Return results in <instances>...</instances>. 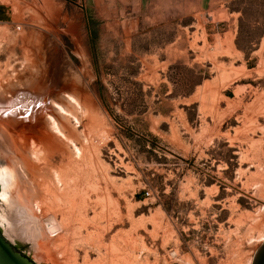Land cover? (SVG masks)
<instances>
[{"label":"rangeland","instance_id":"obj_1","mask_svg":"<svg viewBox=\"0 0 264 264\" xmlns=\"http://www.w3.org/2000/svg\"><path fill=\"white\" fill-rule=\"evenodd\" d=\"M0 1V85L57 79L84 92L86 116L71 124L92 122L91 182L108 195L89 238L76 221L66 230V201L22 178L1 143L13 181L0 232L12 246L35 264H252L264 239V0Z\"/></svg>","mask_w":264,"mask_h":264},{"label":"bare ground","instance_id":"obj_2","mask_svg":"<svg viewBox=\"0 0 264 264\" xmlns=\"http://www.w3.org/2000/svg\"><path fill=\"white\" fill-rule=\"evenodd\" d=\"M61 84L56 79L51 82L50 88L29 86L24 91H20L18 88L4 89L0 85V144L2 143L4 152L7 151L18 159L22 178L28 179L34 175L42 177L40 188L50 197L57 199L59 203L66 201L64 203L67 206H63L64 217L62 216L65 221L62 220L63 224L61 223L64 228L67 230L71 227L72 221H76L79 229L87 230L89 238L93 232L88 231L87 226L97 224L104 218V215H107L105 214V201L108 199V195L106 192H102L101 180L91 182L90 167L92 163L94 166L96 164L87 159L86 149L93 150L89 136L91 129L89 124L92 122L83 124V129L80 132L75 125L71 124V119L80 124V117L86 116L87 106L84 92L80 94L77 87H72L66 81L63 85ZM9 94L11 97L7 96ZM16 105H20V107L18 108ZM79 133L82 135L80 140ZM62 151H66V154L60 156L58 166L54 167L51 159ZM89 157L92 159V154ZM45 167H49L51 174H49V170H44ZM48 174L53 175L55 181L47 180ZM26 182L24 185L27 192H23L24 194L21 196L25 205H27L26 199L30 197L29 191L32 189ZM90 191L91 193H89ZM92 194H94V198ZM115 203L113 208L116 209ZM46 204L47 202L44 203V205ZM48 205L52 204L48 203ZM36 206L40 209L38 204ZM25 218L29 223V229H27L34 236L33 240H38L35 242L41 249H47V246L52 243V239L45 233L37 216L32 213ZM54 228L55 226L52 224L48 231L52 233ZM100 232L102 233V231ZM260 237L263 239L264 234ZM84 263L86 264V262Z\"/></svg>","mask_w":264,"mask_h":264},{"label":"water","instance_id":"obj_3","mask_svg":"<svg viewBox=\"0 0 264 264\" xmlns=\"http://www.w3.org/2000/svg\"><path fill=\"white\" fill-rule=\"evenodd\" d=\"M0 264H35L17 251L0 232ZM252 264H264V239L256 250Z\"/></svg>","mask_w":264,"mask_h":264},{"label":"crops","instance_id":"obj_4","mask_svg":"<svg viewBox=\"0 0 264 264\" xmlns=\"http://www.w3.org/2000/svg\"><path fill=\"white\" fill-rule=\"evenodd\" d=\"M125 1L130 2L132 4H136L138 7L139 5L144 3V0H125ZM176 1H179L180 4L182 3V5H184L183 7L186 8V10H188V6H190L191 8L195 7L198 10L199 7L204 8L206 3L211 5L213 2L222 1V0H176ZM6 12H8V8L6 7V4L0 1V19L5 17Z\"/></svg>","mask_w":264,"mask_h":264},{"label":"flooded vegetation","instance_id":"obj_5","mask_svg":"<svg viewBox=\"0 0 264 264\" xmlns=\"http://www.w3.org/2000/svg\"><path fill=\"white\" fill-rule=\"evenodd\" d=\"M6 169L3 168L1 171V174L3 175V180L0 181V199H8V189L10 188L12 184V176L10 173L9 168L5 167ZM9 202L11 203V198H9ZM4 219L0 217V221Z\"/></svg>","mask_w":264,"mask_h":264},{"label":"snow or ice","instance_id":"obj_6","mask_svg":"<svg viewBox=\"0 0 264 264\" xmlns=\"http://www.w3.org/2000/svg\"><path fill=\"white\" fill-rule=\"evenodd\" d=\"M3 180V175L2 174H0V181H2Z\"/></svg>","mask_w":264,"mask_h":264}]
</instances>
